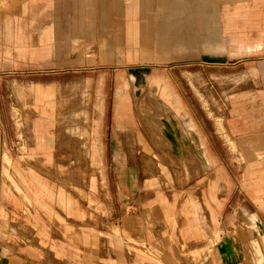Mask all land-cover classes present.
I'll return each instance as SVG.
<instances>
[{"label":"rangeland","instance_id":"rangeland-1","mask_svg":"<svg viewBox=\"0 0 264 264\" xmlns=\"http://www.w3.org/2000/svg\"><path fill=\"white\" fill-rule=\"evenodd\" d=\"M90 1L91 5L86 0H52L51 9L41 12L36 24L44 27L56 23L61 39L52 42L44 58L0 57V182L8 196L12 198L15 192L3 174V155L10 158L12 165L7 171L17 183H21L17 171L29 179L28 169L42 167L38 161L44 157L30 140L33 126L40 123L42 131L52 126L46 118L40 120L43 106L36 104L31 88L41 86L52 93L56 118L68 107L66 101H79L82 106L90 98L87 136L97 145L96 162L82 153V137L70 136L67 147L51 150L53 161L63 168L53 165L47 168L51 176H44L54 189L64 191L80 217L60 212L47 197L42 198L47 209L31 208L16 194L24 212L41 213L36 220L51 232L50 237L58 235L79 246H119L120 264H133V258L136 264L165 263L142 250L145 246H175L174 263L183 264L176 236L188 226L182 223L183 216L202 229L205 264H244L242 246L246 240L239 229L249 212L240 213L239 202L252 197L250 165L255 150L264 149V49L249 51L242 45L235 53L228 49L220 55L210 53L209 65L167 67L161 63L154 42L149 55L138 49L130 54L119 51L113 39L116 27L111 24L117 21L115 15L102 21V0ZM148 2V11L157 14V3ZM91 11L95 19L90 17ZM74 21L93 24L90 47L84 42L78 47L64 41L71 37L67 31ZM118 22H122L120 17ZM136 22L141 21L137 18ZM248 37L255 39L257 32H250ZM151 38L156 39L155 33ZM33 40L39 47L37 31ZM156 83L167 87L178 101V120L183 128L178 137L184 148L172 135L168 136L170 151L159 139L160 129L154 119L166 115L158 111L152 97ZM121 104L124 110L119 123L117 108ZM62 127L54 124L56 129ZM125 128L131 130V139ZM206 148L214 155H207ZM170 152L178 157L179 164ZM200 155L210 162L208 167L201 163V170L195 173L193 157ZM183 159L190 172L181 164ZM224 169H230L231 188L226 186ZM229 195L234 204L224 219L222 201ZM206 198L212 201L214 212L201 203ZM191 204L198 205L197 211ZM167 216H172L174 225ZM259 221L264 246V217ZM18 223L12 220V226ZM79 233L96 243H82L74 237ZM192 239L193 232L183 236L185 242ZM123 246L134 248L125 250ZM39 248L43 256L47 255L44 247Z\"/></svg>","mask_w":264,"mask_h":264},{"label":"crops","instance_id":"crops-1","mask_svg":"<svg viewBox=\"0 0 264 264\" xmlns=\"http://www.w3.org/2000/svg\"><path fill=\"white\" fill-rule=\"evenodd\" d=\"M154 1L158 5L155 15H152L150 10L148 11V0L101 1L100 19L107 22L112 20V15H115L117 19L115 23L111 24L116 27L113 39L116 41L119 51L125 50L130 54L138 49L143 55L145 53L149 55L151 54V43L154 42L161 63L164 66L172 67L177 65L197 66L200 63L209 65L211 54L220 55L226 49L235 53L242 45H246V50L249 51L255 48L264 49V0ZM86 3L91 5L90 0H86ZM51 6L52 0H0V57L34 61L47 56L53 47L52 42L61 40L58 25L50 23L44 27H39L36 21L41 12L49 11ZM89 14L92 19H95V13L91 11ZM119 17L122 19L121 23L118 22ZM137 18L141 22H136ZM155 21L156 23H154ZM92 25V23L72 22L69 25L68 34L66 33L67 36L71 35V37L65 38L64 41L76 44L78 47L84 42L86 47H90L92 45L90 37L93 34ZM36 31L39 47L35 45L33 40V33ZM252 31L257 32L255 39L248 37ZM153 33L156 35L155 40L151 38ZM155 91L152 97L155 99L158 111L166 115L163 119H154L157 129H160L159 139L170 151L172 146L168 136L172 135L178 146L184 148L178 137V132H183L178 120L180 110L178 101L167 87L160 83H156ZM31 93L36 104L43 106L40 120L43 121L46 118V122L48 121L52 126L51 128L45 127L43 131L40 129V123L33 126L34 134L30 140L34 142L36 149L44 153V157L38 161L42 167L37 166L28 169L29 179L17 171L21 180V183H17L7 171V166L12 165L10 158L7 155L2 157L3 174L15 194L12 198L8 196L6 186L0 182V264L122 263L123 260L120 259L118 249H116L119 246H79L75 242L63 240L58 235L50 237L51 232L45 230L43 223L36 220L38 219L37 215L41 213L30 211L29 214H26L24 207L20 205L23 201L31 208L37 206L47 209L42 200V198L47 197L54 202L60 212L69 216L80 217V211L78 213L74 210L71 199L65 195L64 191L54 189L44 178V176H51L47 168L53 165L63 168V166L55 164L51 150L67 147L69 144L67 139L70 136L73 139L82 137L81 148L84 156L94 163L98 155L96 143L90 141L87 136L89 131L87 120L91 114L90 98L87 102L82 103V106L79 101L70 103L66 101L65 106L68 104V107L56 118L54 112L56 103L52 99V93L41 86L31 88ZM19 98L21 99V97ZM123 110V105H119L117 108L119 123ZM76 122L82 123L77 127L76 125L72 127V124ZM54 124H61L63 127L56 129ZM124 131L131 139V130L125 128ZM206 149L207 155H214L210 148ZM115 153L117 157L120 154L118 149ZM170 155L175 163H180L174 153L170 152ZM179 156L182 157L183 154ZM211 160L214 159L211 158ZM72 162L71 159L70 163ZM193 162L194 172L197 173V170H201V163L208 167L210 161L200 155L194 156ZM181 164L190 172L191 169L184 159ZM250 169L253 183L249 189L252 197H244L239 202L240 213L249 212L246 216L248 219L241 221L239 229L240 234L246 240L242 246V257L245 261L244 264H263L264 246L259 238L262 233V225L259 220L264 217V149L255 150V157L251 162ZM225 170L226 176L224 177L228 182L226 186L231 188V172H229L230 169ZM211 182L209 180V183ZM62 185L64 183H61ZM89 201L91 200L89 199ZM210 201L206 198L201 203L208 204L214 212ZM244 201L248 206L244 204ZM187 202L189 201L187 200ZM222 203V214L225 219L226 213H231L234 200L229 195L228 199L224 198ZM191 205L197 211L198 205ZM200 209L202 210V205ZM167 217L171 225H174L172 216ZM15 219L19 223L12 226V220ZM181 219L182 223L188 225L176 234L177 246L181 249L182 263L205 264L202 261L205 254V242L201 235L202 229L190 218L182 216ZM188 232H193V239L185 242L183 236ZM74 237L86 245L96 243L95 240L80 233L74 234ZM36 240L37 242H35ZM36 247H44L47 250V255L43 256ZM126 247L134 248V246H123V249ZM144 249L148 254L157 255L159 259L165 261L164 264H175L173 257L176 250L175 246H145L142 247V250ZM135 250L142 252L138 249ZM133 264H136L134 258Z\"/></svg>","mask_w":264,"mask_h":264}]
</instances>
